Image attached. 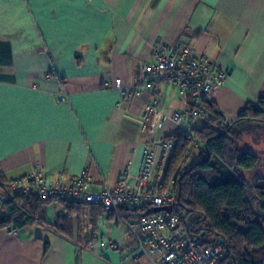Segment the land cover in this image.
<instances>
[{
  "label": "crops",
  "instance_id": "1",
  "mask_svg": "<svg viewBox=\"0 0 264 264\" xmlns=\"http://www.w3.org/2000/svg\"><path fill=\"white\" fill-rule=\"evenodd\" d=\"M178 43L228 72L210 101L227 123L264 96V0H0V187L34 167L115 186L129 161L138 169L144 142L207 126L199 116L141 131L155 97L142 68L155 45ZM118 78L132 100L120 103ZM156 100L169 115L192 108L170 83ZM92 206L52 199L44 221L0 227V264H153L116 212Z\"/></svg>",
  "mask_w": 264,
  "mask_h": 264
},
{
  "label": "built area",
  "instance_id": "2",
  "mask_svg": "<svg viewBox=\"0 0 264 264\" xmlns=\"http://www.w3.org/2000/svg\"><path fill=\"white\" fill-rule=\"evenodd\" d=\"M153 52L154 61L145 63L142 70L153 76L150 85L155 97L141 117V131L156 134L168 121L185 127V118L190 123L199 116L210 120L213 114L207 108V102L225 82L228 72L209 57L197 53L191 45L157 44ZM161 83L174 84L183 94L190 93L192 108L177 111L173 115L163 113L156 105ZM116 87L121 93L120 103L133 99L135 87L126 85L122 78L116 79ZM61 98L65 99V95ZM185 128L188 132L193 130L192 124ZM176 145V140L164 137L144 142L136 172L131 160L121 169L118 183L115 186L105 185L101 190L94 188L87 172L63 181L49 178L44 168L34 167L31 172L12 180L6 187H0V213L6 203L18 194L33 195L44 200H80L88 205H100L107 212L115 211L126 222L141 252L153 264H228L225 261L226 242L217 240L201 245L200 238L195 239L188 230L190 215L180 208L177 201L176 178L195 161L202 145L193 139L178 172L167 181L169 159ZM123 205L151 213L126 220L119 212ZM157 207L165 209L155 212ZM7 229L15 233L19 227L12 223Z\"/></svg>",
  "mask_w": 264,
  "mask_h": 264
},
{
  "label": "trees",
  "instance_id": "3",
  "mask_svg": "<svg viewBox=\"0 0 264 264\" xmlns=\"http://www.w3.org/2000/svg\"><path fill=\"white\" fill-rule=\"evenodd\" d=\"M207 108L213 114L207 126L168 137L177 145L169 159L167 181L178 172L193 139L198 140L202 149L187 170L178 174L175 184L178 204L191 217L189 232L200 238L201 245L224 240L228 264H264V176L258 175L252 182L241 174L243 170H259L264 160L260 135L264 130V96L249 103L231 123L212 102H207ZM51 200L15 195L0 213V227L15 223L22 228L44 221L42 206ZM60 200L68 208L88 205L80 200ZM92 207L107 212L100 205ZM119 212L126 220L151 213L128 205Z\"/></svg>",
  "mask_w": 264,
  "mask_h": 264
},
{
  "label": "rangeland",
  "instance_id": "4",
  "mask_svg": "<svg viewBox=\"0 0 264 264\" xmlns=\"http://www.w3.org/2000/svg\"><path fill=\"white\" fill-rule=\"evenodd\" d=\"M260 135H261V137H263V140H264V130L261 131ZM241 174H242V176L247 177L249 179V181H252V182L255 181V179L258 175L264 176V160L262 161V163L259 167V170H243L241 172ZM239 178H241V177H239Z\"/></svg>",
  "mask_w": 264,
  "mask_h": 264
},
{
  "label": "water",
  "instance_id": "5",
  "mask_svg": "<svg viewBox=\"0 0 264 264\" xmlns=\"http://www.w3.org/2000/svg\"><path fill=\"white\" fill-rule=\"evenodd\" d=\"M165 208L163 207H157L154 209L155 212H158V211H161V210H164ZM205 233L203 232L202 235H204Z\"/></svg>",
  "mask_w": 264,
  "mask_h": 264
}]
</instances>
